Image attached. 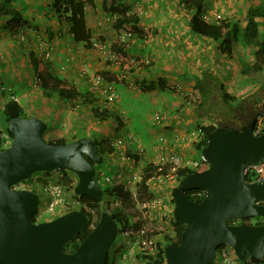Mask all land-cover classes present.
<instances>
[{
    "label": "water",
    "instance_id": "obj_1",
    "mask_svg": "<svg viewBox=\"0 0 264 264\" xmlns=\"http://www.w3.org/2000/svg\"><path fill=\"white\" fill-rule=\"evenodd\" d=\"M258 114L232 126L218 125L201 149L207 167L185 173L171 189L173 218L185 226L177 243L163 247L164 262L144 264H211L218 246L233 248L239 259L264 256V223L230 224L227 220L264 217V182L251 183L247 168L264 156V130L254 133ZM11 144L1 148L0 135V264H106L118 226L106 212L72 251L65 243L81 232L88 221L80 210H71L51 220L33 222L38 195L29 190H12L11 185L37 171L63 168L77 176L76 195L96 201L103 190L95 179L94 164L102 155L93 140L83 136L64 144L48 143L47 124L36 116H15L7 121ZM94 163V164H92ZM192 189L204 190L196 201L186 196Z\"/></svg>",
    "mask_w": 264,
    "mask_h": 264
},
{
    "label": "crops",
    "instance_id": "obj_2",
    "mask_svg": "<svg viewBox=\"0 0 264 264\" xmlns=\"http://www.w3.org/2000/svg\"><path fill=\"white\" fill-rule=\"evenodd\" d=\"M9 1L14 2L15 10L21 8V18L27 19L26 23L21 21L12 28L16 30L20 27L28 28L29 32L26 34L28 40L26 41L30 47L25 48L27 54L31 52L33 57L37 58L39 53L37 46L40 42H46L51 47L49 63L52 70L54 71L57 66L55 62H57L59 66L56 69L59 68L60 72L55 71L61 73L59 75L68 81L77 79L76 73L80 65L94 69L93 71H101L110 82L114 83V89H116L119 98V101L117 102L116 99L115 102L117 114H114L119 121L124 123L122 127L119 126V131H133V134H138L140 144L150 143L151 138L146 128L148 124L152 126L153 122L152 117L150 119L147 117V110L156 107L157 111L154 112H159L164 117L165 127H168L166 129L168 139L174 144V147L187 157L198 156L191 144H186L184 138L192 130L190 126L194 119L193 113L196 106L193 103V106L185 107L183 94L192 91L196 80L202 74L215 77L218 83L223 84V89L228 86L230 93L226 92L232 96L230 99L233 100L240 96V101L247 102L246 107H248V103H251L249 106L251 109L263 107L264 63L256 72H254L255 69H251L255 59L254 52L258 47L256 44L246 41L242 33L249 11L255 9L259 11V14L254 17L257 25V38L264 39V0H205L204 12L209 14L211 20L218 13L221 17L218 24L226 23L227 26H233L235 32L240 34L234 42L228 44V54L219 50V41L201 36L190 29L188 18L193 11L182 8L181 0H141L146 7V13L139 20V26L140 28H144V25L151 27L154 34L151 33L148 41H132L133 47L130 54H148L151 64L148 67L142 65L133 68L129 74L123 71L119 72L120 65L109 66L103 58L100 61L95 52L90 58L87 52L89 49L72 40L70 33L66 31V23L62 22L54 13L52 0ZM101 1L94 0V8L86 10V22L92 36L96 34L94 30L99 28L97 34H100L102 39L113 42L114 29L103 25L99 20L97 21L96 14L90 15V10L91 12L98 10ZM0 2L2 1L0 0ZM17 4H21V6ZM11 7L13 6L11 5L9 8ZM4 20L5 16H0V61L4 69L7 65V58L12 55L9 61L12 67L8 65L7 67L14 71V73H8L10 83L7 84V90L11 88L15 92L18 103L23 107L27 116L39 117L47 124L46 133L54 132L62 127L74 130L75 122L73 120L78 115L75 113L78 109H73L56 95L44 96L36 89V86L27 85L29 82L25 74H16L20 70L14 67L15 63L11 61H14L15 56L18 57L19 52L24 51V48L21 49L14 44L11 31L3 28ZM94 24H97L98 28H95ZM74 51L78 52L73 53ZM82 53L85 54V57H82ZM24 62L26 63L25 59ZM28 62L31 66L32 61L28 59ZM31 68L34 71L32 66ZM234 69L235 71L240 70V78L235 79L231 74ZM119 73L123 76L121 81L117 80ZM139 83L152 84L153 87L142 91L138 87ZM256 96H260L256 104L261 101V107L252 104L253 97ZM29 108L33 111L32 113L31 110H28ZM79 111L81 110L79 109ZM79 117L83 118L80 115ZM172 131L176 132L179 137L176 143L172 139ZM81 135L86 134H78L76 137ZM86 136L96 139L95 135ZM151 154H153L152 151ZM110 165L108 163L107 167ZM118 173L120 178L123 177L121 170Z\"/></svg>",
    "mask_w": 264,
    "mask_h": 264
},
{
    "label": "built area",
    "instance_id": "obj_3",
    "mask_svg": "<svg viewBox=\"0 0 264 264\" xmlns=\"http://www.w3.org/2000/svg\"><path fill=\"white\" fill-rule=\"evenodd\" d=\"M142 3L138 1L132 4V9H127V14H135L142 18L146 10L142 8ZM131 7V8H132ZM116 15L106 14L104 21L110 22ZM201 19L204 22H211V18L207 13L201 14ZM220 19V14L214 15L213 21L217 22ZM132 32L130 30H122L119 34L118 41L120 43L127 42L131 39ZM24 37L20 36L19 40L23 41ZM150 35L145 34L144 40H149ZM91 48L100 54H104V60H110L113 63H118L119 57L110 49V44L100 39L91 40ZM39 51L42 53L43 58L48 59L50 57V49L46 44H39ZM125 63L129 67L135 68L138 64H148L150 59L148 56L143 55L137 58L136 56H123ZM82 75L87 76L91 83V88L96 89L102 84V77L100 75H88L82 69ZM83 77V76H82ZM107 94L106 103H112L117 94L112 89L110 83L106 84ZM187 94H184L185 107L190 106L189 99H185ZM153 124L155 126H162L163 121L158 113L154 114ZM261 127L264 128V123L258 122L254 128V133L260 132ZM197 130H192L187 133L184 138L186 144L194 142L195 137L198 135ZM157 147L154 148L155 160L153 162L156 167L149 171L148 176L142 181V176L139 172L132 171L123 180L118 181L117 178L109 176L103 172L98 173L97 182L106 184L112 188L116 184L122 186V190H128L130 192V198L134 202L135 212L137 214L136 224L129 219L125 226H119L116 238L111 245V251L109 250L108 262L109 264H144V261L156 258L160 252V248L163 249V242L159 239V231L163 229V225L166 222L171 221L169 214V205L167 203L166 194L163 192L166 186L170 188L175 184L177 171L179 169L188 168L192 170H199L207 166L206 159L199 154L197 157H187L182 155L174 144L166 137L163 131L157 134ZM174 143L179 140L177 134L173 133ZM136 141L135 137L131 133H127L125 139L123 137H117L114 146L118 148L112 152V155L118 161L132 163L126 151L123 150L125 144H132ZM11 139L4 135V144L9 145ZM65 172L60 169H54L52 171H40L32 174L26 180L14 183L11 186L12 190L30 189L38 193L41 196V205L39 206L36 219H42L47 214L51 213L55 206L58 205L61 209H72L84 206L83 203L76 197L70 198V187L73 182L63 183ZM247 181L251 183L264 182V156L257 163L250 165L246 170ZM253 178H250V177ZM143 182L147 187V192L143 195L139 191H136L137 185ZM112 185V186H111ZM139 188V187H138ZM104 194L103 202L106 206H113L120 203L121 198L117 194L109 193ZM203 192L198 190L192 193L194 196H202ZM256 204L264 205V197L255 201ZM241 219H231V224H236ZM236 222V223H235ZM153 224L157 226L153 227ZM139 251L142 261L137 263L134 257ZM212 264H264V257L259 261L252 260L251 257L241 260L236 255L235 251L227 245H223L217 249L216 255Z\"/></svg>",
    "mask_w": 264,
    "mask_h": 264
},
{
    "label": "trees",
    "instance_id": "obj_4",
    "mask_svg": "<svg viewBox=\"0 0 264 264\" xmlns=\"http://www.w3.org/2000/svg\"><path fill=\"white\" fill-rule=\"evenodd\" d=\"M0 2V16H5L4 20V28H7L11 31L14 26H17L19 22L23 21L24 23L27 22V19H22L21 14L18 13L17 10H15L14 2H11L9 0H1ZM11 3L13 7L6 8V5ZM181 3L184 5V8L187 10L192 9L191 16L188 18V24L190 29L201 35L212 38L214 41H219L218 48L222 53H229L228 44L234 42L240 34H237L233 28V26H227L226 23L222 24H211V23H205L200 19V13L205 10V0H181ZM94 0H52V7L54 10V13L56 16L61 20L67 22L69 25L68 32L71 35L72 40L75 43H81L83 47L89 48L91 43V35L92 32L90 31V28L87 25L86 22V10L88 8L93 9L94 8ZM101 7L107 12L114 13L116 16L112 22V26L115 29H124V30H132L134 32L133 41L139 40L142 38L143 31L139 26V17H136L132 14H127L126 9L127 5L124 2V0H102ZM259 14L258 10L251 9L248 13V19L245 27L243 28L242 36L246 41H250L258 47L257 50L254 52V62L252 63L251 69L254 70L260 69L262 64L264 63V39L259 40L257 38V25L254 20V17ZM16 29L11 31V34L15 32ZM98 38H101V35H98ZM131 41H127L124 43H120L118 39L113 41L110 45L111 50L116 52L119 55H126L130 54V51L132 50L133 45H131ZM225 51V52H224ZM226 54V55H227ZM28 57L31 59L32 67L36 69L35 72V84L36 89L39 90L44 96L49 97L51 95H56L58 98H60L62 101L68 102L73 101L72 103H82L87 104L90 106V110L92 113V116L95 120L99 122H104L108 118L111 117V113L109 111V108L105 105L103 98H97L96 94L84 90L80 91L73 83L72 81H68L67 79L63 78L61 75H57L51 68V66L48 65L47 61L44 59H41L40 57L34 58L33 54L29 52ZM140 55L137 56L139 58ZM120 68L124 70L126 73H131L133 69L132 67L129 68L127 64H124L123 62H119ZM151 64V62H149ZM148 67L149 64H138V66ZM135 67V68H136ZM203 75V74H202ZM198 77L196 80L194 87H192L191 93H189V96H186L185 99H189V101L192 103L193 100H196L197 104L202 105L203 98H202V91L206 90L210 85L207 84V80H210L211 82H215L218 84V89L220 93L221 101L224 103H227V100L230 102L229 94H227L223 89V84L218 83L215 79V77H211V75H203ZM111 79V78H109ZM140 90L144 91L145 89H151L153 87L152 84L144 85L143 83L138 84ZM264 86V84H262ZM95 103V105H93ZM258 101H255V103H252L253 106L257 105ZM93 105V106H92ZM1 119L5 122L4 129H0V133H5V135L12 137V133L7 128V121L15 116H24L26 117V112L24 111L23 107L18 103V101L7 98L6 102L3 105V108L1 109ZM253 112H257L258 116H264V107L263 110L260 111L259 108L248 110H243V113L241 114V121L239 117V121H227L220 124H213V122H209L207 124H199L196 126V130L198 131V135L195 137L194 142H192V147L195 149V151L200 152L202 147L206 144L207 136L208 134L213 131L218 125L222 124H229V125H237L244 123L246 120L249 119V117L252 115ZM254 114V113H253ZM115 124L116 127L122 126V121H119L118 117L116 116ZM195 130V129H194ZM263 130V127H261L260 131ZM84 136V135H81ZM76 137V136H75ZM72 138L70 140H64L61 138H47L45 137L46 141L48 143L52 144H64L67 142H70L76 138ZM80 137V136H79ZM91 137V136H90ZM93 143L96 147V150L103 154L105 151L107 153L111 152L112 147L108 145L106 148H103L102 144L105 143V140L103 138L97 140L93 139ZM94 164V163H92ZM95 165V164H94ZM99 166V165H98ZM96 165V167H98ZM149 167H152L149 164ZM188 170H180L179 176H183ZM247 177V176H246ZM75 185V184H74ZM103 186V185H102ZM101 186V187H102ZM112 186V185H111ZM104 190V194L113 193L120 196L122 199V205L123 207H128L132 201L129 198V193L127 191L122 190V186L119 184L114 185L112 188L110 186H104L102 187ZM142 190H145V186H141ZM197 189H192L187 192H185L186 196L190 199L199 201L201 200L202 196L200 197H193L190 194L192 192H195ZM78 199H80L84 206L80 207V210L84 212L87 217L88 221L85 226V228L79 232L76 236L72 237L69 241H67L63 247L64 250L72 251L74 250L79 242L84 238V236L92 229L90 227V224H95L98 220L100 213L103 211L101 208V204L99 201H96L92 199L91 197L87 195H77ZM172 201V199H171ZM173 202V201H172ZM91 209L93 210L91 212ZM93 214L96 216V219L92 222ZM109 215L116 221V223L119 226H125L127 224L128 215L123 213L121 209H117L115 212H109ZM34 214L31 215V220L34 219ZM133 220L134 224H136V217L135 215H132L129 217ZM249 218H245L242 221L244 223H247ZM229 221V220H228ZM259 224V221H258ZM184 224L182 222L175 221L172 218V227L175 231V237L171 240H169L172 243H177L180 233L184 228ZM221 246V245H220ZM218 246V248L220 247ZM157 263H162L164 260L163 256V249L160 248V252L157 254L156 258L153 259ZM252 260L256 261L252 258ZM106 264H109L108 262V256L106 260Z\"/></svg>",
    "mask_w": 264,
    "mask_h": 264
},
{
    "label": "rangeland",
    "instance_id": "obj_5",
    "mask_svg": "<svg viewBox=\"0 0 264 264\" xmlns=\"http://www.w3.org/2000/svg\"><path fill=\"white\" fill-rule=\"evenodd\" d=\"M17 5H20L21 6V4H17ZM10 6H11V3H9V4L6 5V7H8V8ZM181 7L183 8V5H181ZM20 9L21 8H18L17 9V11H19V13H20ZM131 9L133 10V7ZM103 13H104V11L101 8H98L97 11H92V12L90 10V15L96 14V20L97 21L98 20L99 21H102L101 23L107 26V23H104V20L102 19V14ZM95 28H98L97 27V24L95 25ZM143 29L145 31H149L150 34L152 33V35L154 34L153 31H152V29H151V27H149L147 25H144V28ZM17 31L20 32V33H22V30H20V29H18ZM94 31L96 32V34L94 35V38H96L95 36L99 32V28L98 29H95ZM28 32H29L28 31V28L26 27L25 32L22 33L24 35V37H25L26 40H28L26 38V34ZM113 36H114L113 37V40L116 41L117 40V36L115 34H113ZM106 41L109 42L108 40H106ZM15 45H16V43H15ZM18 46L21 49L24 48V51L21 50L22 52H19V56L18 57L15 56V60L14 61H11V62L12 63H15L14 64V67H16L18 70H20L16 74H19V73H22L23 75L25 74V76L27 77V80L29 82L27 85L28 86H32V83H31L30 80H31V76H32L33 70L31 68V66L29 65L28 57L26 56L27 51L25 49L28 46L27 45H24V47H21L20 45H18ZM77 52L78 51H74L73 53H77ZM87 52H88V55L90 56V58L93 57V54H95V53H96L95 55L98 54L97 52H95V51H93L91 49L88 50ZM10 57H12V55H9V58H7V65L10 66V67H12L11 64H10V62H9L11 60ZM82 57H85V54L84 53H82ZM97 57H98L97 59H100V61H102V58L104 57V54H102L101 56L100 55L99 56L97 55ZM118 57H119V59L117 60V62L118 63L119 62H123L125 64V60H123V58H121L123 56H121V57L118 56ZM24 59L26 60V63L24 62ZM103 60H104V58H103ZM104 62H108L109 64H111L114 67H117V64H118V63L117 64H114L110 60H107V61H104ZM55 64L57 66L55 67L54 71L55 70L58 71L59 68L58 69H56V68L59 65H58L57 62H55ZM7 65H6V68H4V69H2V64L0 66V87L9 84L10 83V79H9V76L10 75H8V73H14V71L12 69H10V70L8 69ZM80 67H82V68H80L79 70H77V73H76L77 74L76 75L77 79L76 80H73L72 83L76 87H78L79 89H81V87H83V89L84 88L88 89L89 84H88V81H87L86 77L85 78L82 77V76H84V75L81 74L82 69L88 75L91 74V73L92 74H101V71H93L94 69H88L86 66H85L86 67L85 68V67H83V65H80ZM256 70H257V67L254 70V72H256ZM121 71L124 72V70L120 68L119 72H121ZM58 72H60V71H58ZM57 74H61V73H57ZM231 74H233V76L235 77V79L236 78H240V70H236L235 71V69H234L231 72ZM119 76H120V73H119ZM102 79H103L104 82H108V80H107L108 77L107 76L102 77ZM207 84L210 85V86L205 91L204 90L202 91V98H203L202 105L197 104L196 100H194V104L195 105L194 104L193 105L196 106V110H194V113H193L194 119H193V122H192L190 128L192 130L193 129L196 130V126L197 125H199V124H207L209 122H213V124H220V123L227 122V121H235V122H238L239 117H241L240 115L243 113V110H245V107L247 106V102H242V100L240 101V96L239 97L237 96L233 100L230 99V97H229L230 102L227 100V103H225V102L223 103L221 101V98H220L218 84H216L215 82H211L210 83V80L209 79L207 80ZM3 89L6 90L5 88H3ZM263 90H264V88H263ZM115 91H116V89H115ZM224 91L225 92L228 91L230 93L229 87L227 86L224 89ZM0 92H3L4 93V91L1 90V89H0ZM229 93H227V94H229ZM95 94L102 95L101 92L99 93L97 91H96ZM259 98H260V96L253 97L254 100H252V102L255 103V101H257ZM116 99H117V102H118L119 101L118 95H117ZM260 100H263V99H260ZM115 102H116V100L113 102L112 106H108L107 105V107L111 111V114H113V113H116L117 114V110H116V107L117 106H116ZM79 104H80V107L77 108L78 110L75 111V113H77L78 115L75 117V120H73L75 122V125L73 126V129L74 130H71L72 128L71 129L70 128H66L65 129L64 127H62L60 129H57L54 132L46 133L45 136L47 138H61L62 137L64 140H70V139L74 138L75 136H77L78 134H86V135H95V138L96 139H100L101 136L104 134L105 143H104V146L102 144L103 148L104 147H107L108 145L113 146V141L116 140L115 134L117 133V131L114 130L116 126L114 124V121H112V117L108 118L104 122H99V121H97V120H95L93 118L92 113H91V110L89 109V107H84V106H82L81 103H79ZM250 105H251V103H248V107ZM257 105H259V106L262 105L261 104V101H259V104H257ZM263 107H264V104H263ZM263 107L262 108H259L260 111L263 110ZM79 109L82 112L79 111ZM28 110H31V109L29 108ZM154 111H157V108L156 107H153L151 110H147V112H148L147 117L149 119L152 117V113ZM32 112L33 111L31 110V113ZM81 113H82V115H81ZM79 115L82 116L83 118H80ZM4 125H5V122L3 121V119H1V113H0V127L2 128ZM123 125H124V123L122 122V126ZM57 128H58V126H57ZM118 129H119V127H118ZM162 129H168V127H157V126L153 127V126H151V124H148V126L146 128V131L148 132V134L150 135V138H151L149 144H140L139 141H138L139 140V138H138L139 135L138 134H135V136L138 138V140L136 141V144L134 145V148H135V150H138L139 153H140V155H141V159L138 160L139 161V164L138 165L140 166V169L145 165V162L146 161H149L150 160V161L154 162V160H155V156H153V154H154V148H156L157 147V144H158L156 137H157V134L159 132H161ZM164 133H165L166 137H168L167 132H164ZM126 134H127L126 131H121L118 134V137H123V139H125ZM169 135H170V133H169ZM177 150L182 155L186 156L178 148H177ZM151 151L153 152V154H151ZM107 155H108V153L105 151L104 152V156L107 157ZM104 162H105V159H104ZM110 162H112V164L110 166H108V167H107V165H105V166H99L98 167V170L99 171H102V172H105L109 176H111V173H112V176L113 177L117 176V174H119L118 172L120 170L122 172H126L127 173V170L123 166H121L117 162V160L110 159V160H108V163H110ZM250 178H253V177L251 176ZM163 192L166 194V197L168 198L169 195H170V187L169 186H166L165 189L163 190ZM69 196H71V195H69ZM167 203H169L170 207L173 208V205L170 204V200L168 201V199H167ZM117 209H121L123 211V213H125L127 215L128 214H130V215L133 214V207L132 206H130L128 208H124L123 207V208H117ZM117 209H115V207L110 208V210L112 212L116 211ZM48 218H50V217H48ZM95 219H96V216L93 214L92 222ZM42 220H44V219H40V221H42ZM260 220H261V217L260 216H253V217L250 218V222H256V221H260ZM162 225H163V229L160 232L161 233H166L167 235H171L172 236V232L170 230L169 223L166 222V223H164ZM154 226H157V224H153V227ZM159 239H160V237H159ZM163 240H166V238L165 239L163 238ZM110 251H111V248H110ZM134 260L137 263H140L142 261V258L140 256L139 251L137 252V255L134 257Z\"/></svg>",
    "mask_w": 264,
    "mask_h": 264
},
{
    "label": "clouds",
    "instance_id": "obj_6",
    "mask_svg": "<svg viewBox=\"0 0 264 264\" xmlns=\"http://www.w3.org/2000/svg\"><path fill=\"white\" fill-rule=\"evenodd\" d=\"M130 1H132V2H130ZM136 1H138V2H140V3H142L141 2V0H136ZM135 0H124V2L126 3V5H127V9H131V7H132V4L134 3V2H136ZM102 2V1H101ZM142 5H143V3H142ZM181 5H183L182 3H181ZM99 8H101L102 9V7L101 6H99ZM142 8H144L145 10H146V7L143 5L142 6ZM183 8H184V5H183ZM126 9V10H127ZM103 11H104V13L102 14V19L104 20V16L106 15V14H114V13H110V12H107V11H105L104 9H102ZM202 13H205L204 11H202L201 13H200V16H201V14ZM130 14H132V13H130ZM115 15V14H114ZM132 15H135V14H132ZM209 15V14H208ZM136 17H138L137 15H135ZM145 16V15H144ZM143 16V17H144ZM142 17V18H143ZM140 18V17H139ZM142 18H140V20L142 19ZM200 19H201V17H200ZM220 19H221V17H220ZM220 19L217 21V22H214L213 20H211V22H205V23H211V24H218L219 23V21H220ZM113 20L114 19H111V21L110 22H106V21H104V23H107V26L109 27V28H111V29H114V31H115V34H116V36H117V39H118V37H119V34L121 33V31L122 30H124V29H115L113 26H112V22H113ZM202 20V19H201ZM203 21V20H202ZM62 22H64V23H66V31L68 32V27H69V25L67 24V22H65V21H62ZM102 22V21H101ZM110 24V25H109ZM139 24H140V21H139ZM104 25V24H103ZM4 28V27H3ZM24 28H26V27H20L19 29L20 30H22V33H24L25 31H24ZM142 29V31H143V37L140 39L142 42H144V41H148V40H144V36H145V34H149L150 35V37H151V34H150V32L149 31H145L143 28H141ZM12 30H14V29H11V31ZM18 30V29H17ZM15 31V32H13L12 33V36H13V42H14V44L16 43V45H20L21 47H24V45H27L26 47L27 48H29L30 46L27 44V41H26V39H25V37H24V35L22 34V33H20V32H18V31ZM91 31V30H90ZM131 32H132V36H131V39L129 40V41H133L132 39H133V36H134V32L132 31V30H130ZM98 35L99 34H97L95 37L96 38H94V35L91 37V40L92 39H100V40H103V41H106V40H104V39H101V38H98ZM20 36H23L24 37V39H23V41H20L19 40V37ZM107 42V41H106ZM116 42V41H115ZM108 44H110L111 45V43L112 42H107ZM40 44H46L48 47H49V49L51 48L46 42H40ZM39 46V45H38ZM38 46H37V51L39 52L38 53V56L37 57H40L41 59H44L45 61H47V63H48V65L50 66V63H49V60L51 59V50H50V57L48 58V59H45V58H43V56H42V53L39 51V49H38ZM87 49H91V50H93L92 48H91V43H90V47L89 48H87ZM110 49H111V47H110ZM93 51H95V50H93ZM113 51V50H112ZM96 52V51H95ZM114 52V51H113ZM98 53V55H102V54H100L99 52H97ZM117 56H127L128 54H126V55H119V54H117L116 52H114ZM143 55H146V56H148V54H143ZM143 55H140V56H143ZM26 56H28L27 54H26ZM129 56H138V55H135V54H129ZM149 57V56H148ZM28 59H30L29 57H28ZM150 59V58H149ZM30 61H31V59H30ZM105 61V60H104ZM149 62H151V60L149 61ZM0 63H1V61H0ZM106 63H108V62H106ZM114 64H117L116 62L114 63ZM119 64V63H118ZM117 64V66H119ZM126 64V63H125ZM149 65H150V63H148ZM108 65L109 66H112L111 64H109L108 63ZM0 66H1V64H0ZM32 66V65H31ZM84 67V66H83ZM80 68H82V67H79V69ZM130 68V67H129ZM133 68V67H132ZM2 69H3V67H2ZM34 69V68H33ZM78 69V70H79ZM61 70V69H60ZM34 72H36L35 71V69H34V71H33V73H32V76H31V83H32V86H36V84H35V74H34ZM89 75H92V73L91 74H89ZM93 75H102L101 77H104V75L101 73V74H93ZM84 78L86 77V79H87V81H88V84H89V86H88V89H86V88H84L83 90H81V89H79L78 87V89L80 90V91H84V90H88V91H91V92H93V93H96V91L97 92H101L102 93V95H99V94H96V96H97V98H103V100H104V103H105V105L107 106H112V104H113V102L116 100V98L114 99V101L112 102V103H106V101H105V98H106V94H107V90L105 89L106 88V84L107 83H110V85L112 86V89L115 91V89H114V83L112 84V82H110L108 79V82H104L103 81V79H102V84L98 87V88H96V89H93V88H91V83H90V81L88 80V77L87 76H83ZM117 80H119V81H121V80H123V76H118V79ZM3 88H5L6 90H4ZM0 89L1 90H3L4 91V93L3 92H0V111H1V109L3 108V105H4V103L6 102V99L7 98H11V99H14V100H16V101H18V98H17V96L15 95V92H13L12 90H11V88H9L8 90H7V85H4V86H1L0 87ZM116 92V91H115ZM3 93V94H2ZM189 93H191V91L190 92H187V93H184V94H187L186 96H189ZM116 94H117V92H116ZM184 94H183V104H184ZM117 97V96H116ZM73 101H68V102H66L67 104H69V106H71L73 109H77V108H79L80 107V104L79 103H72ZM194 103V100H193V102L190 104V106L192 105ZM82 104V103H81ZM95 104V103H94ZM93 104V105H94ZM92 105V106H93ZM82 106H84V107H90V106H88L87 104H82ZM109 111H110V109H109ZM1 113V112H0ZM110 113H111V111H110ZM155 113H158V114H160L159 112H154L153 113V116H152V122H153V117H154V114ZM257 113V112H256ZM114 114L115 113H113V114H111V117H112V121H114V124H115V118H116V116H114ZM258 114V113H257ZM27 115V114H26ZM254 115V114H253ZM160 116H161V114H160ZM26 117H29V116H26ZM39 118V117H38ZM161 120L163 121L164 120V117H162L161 116ZM258 122H262V123H264V116H257V120H256V123H255V126L258 124ZM115 126H116V124H115ZM152 126L153 127H155V125L152 123ZM255 126H254V128H255ZM4 127V126H3ZM1 128L0 127V129L1 130H3L4 128ZM157 127H165V122L163 121V125L162 126H157ZM118 128L117 127H115V129L114 130H116L117 131V133L115 134V138H117L118 137V134L121 132V131H119V129L117 130ZM194 130V129H193ZM263 130H264V128H263ZM262 130V131H263ZM122 131H126V130H122ZM161 131H163V132H167L166 131V129H162ZM192 131V130H191ZM262 131H260V132H262ZM46 130H45V132H44V138L46 137L45 135H46ZM127 133H131L134 137H135V139H136V141L138 140V138L135 136V134H133L132 132H129V131H126ZM173 132V131H172ZM259 132V133H260ZM173 133H175V134H177L176 132H173ZM190 132H188V134H189ZM0 135H1V148H5V147H7V146H9L10 144H11V142H10V144L9 145H5L4 144V135H5V133H0ZM7 136V135H6ZM84 136H86V135H84ZM9 137V136H8ZM80 137H83V136H80ZM80 137H75L76 139L77 138H80ZM86 137H90V136H86ZM10 139H11V141H12V137H9ZM91 138V137H90ZM101 138H103V139H105V137H104V134L102 135V137ZM100 138V139H101ZM168 138V137H167ZM46 139V138H45ZM92 139V138H91ZM75 140V139H74ZM108 141V140H107ZM136 141L134 142V143H132V144H125V147L123 148V150H125L126 151V154H127V156L130 158V159H132L133 160V162L132 163H127V162H121V161H118L116 158H115V156H113L112 155V152H114L115 150H118V148H116L115 146H114V142L115 141H113V146H111L112 147V150H111V152H109L108 153V155H107V157L106 156H104V153L103 154H101L102 155V157H103V161H102V163L101 164H95L94 165V167H95V179H96V182H97V179H98V173L99 172H102V171H99L98 170V167L99 166H105V165H107L108 164V160H110V159H115V160H117V162L121 165V166H126V167H124L126 170H127V173L126 172H123V177H121L120 178V175L119 174H117V176H115L114 178H117L118 179V181H121V180H123L126 176H128L132 171H135V172H139L140 173V175L142 176V181L148 176V172L149 171H151V170H153L155 167H156V165H154L153 164V162L152 161H146L145 162V165L140 169V166L138 165L139 164V161L138 160H140L141 159V155H140V153H139V151L138 150H135V148H134V145L136 144ZM191 145H192V143H191ZM103 146H104V144H103ZM104 148H106V147H104ZM197 152V151H196ZM198 153V155L199 154H201V152H197ZM202 155V154H201ZM104 159H105V162H104ZM109 164H112V162H110ZM149 164L152 166V167H149ZM96 165L98 166V167H96ZM207 167V166H206ZM205 167V168H206ZM56 169H60V170H63L64 172H65V175H64V178L62 179V182L63 183H67V182H73V184H72V186L70 187V194L69 195H71V196H69L70 198H73V197H76L77 195L74 193V191H73V189H74V184H76V182H77V176L73 173V172H71V171H69V170H67V169H63V168H56ZM183 169H185V170H188V172H190V171H198V170H192V169H188V168H183ZM183 169H179L178 171H177V176H176V181H175V184L170 188V195H169V199H168V201L170 200V204L171 205H173V202L171 201V199H172V197H171V189L174 187V186H176L177 184H178V181H179V179L182 177V176H179V172H180V170H183ZM202 169H204V168H201V169H199V170H202ZM54 170V169H53ZM37 172H40V171H37ZM47 172V171H46ZM34 173H36V172H34ZM34 173H32V174H34ZM103 173H105V172H103ZM187 173V172H186ZM31 174V175H32ZM106 174V173H105ZM30 175V176H31ZM29 176V177H30ZM111 176H112V173H111ZM29 177H27V178H29ZM113 177V176H112ZM245 177H246V171H245ZM26 178V179H27ZM75 178V179H74ZM26 179H24V180H26ZM246 179H247V177H246ZM21 181H23V180H21ZM141 181V183L140 184H138L137 185V188H136V191H139L140 192V194H145L148 190H147V187L143 184V182ZM20 182V181H19ZM17 183V182H16ZM261 183V182H260ZM97 184L101 187L102 185L104 186V184H101V183H98L97 182ZM106 185V184H105ZM120 185V184H119ZM145 186V190H142L141 189V186ZM12 186V185H11ZM102 186V187H103ZM107 186V185H106ZM101 187V188H102ZM139 187V188H138ZM23 190H29V191H33V190H30V189H23ZM102 190H103V188H102ZM198 190H200V191H202L203 192V194H202V197L204 196V190H202V189H197L196 191H198ZM128 193H129V198H130V192L128 191V190H126ZM33 192H35V191H33ZM37 195H38V193L37 192H35ZM193 193V192H192ZM192 193L190 194L191 196H193V197H198V196H194V195H192ZM200 197V196H199ZM77 198V197H76ZM103 198H104V190H103V194H102V199L99 201L100 202V204H101V208L103 209V211H106L108 214H109V212H112L111 210H110V208H112V207H115V209H117V208H123V205H122V199L123 198H121V201H120V203L119 204H117V205H113V206H106L105 204H104V202H103ZM38 199H39V202H38V205H37V207H36V209H35V211L33 212V214H34V220H33V222H36V221H38V222H42V221H47V220H51V219H53V218H55V217H57V216H59V215H61V214H64V213H66V212H69V211H71V210H80V207H83V206H80L79 208H72V209H61L58 205H56L55 206V208H54V210L51 212V213H49V214H47L45 217H43L42 219H44V220H42V221H40V219H36V213H37V210H38V208H39V206L41 205V201H42V199H41V196H39L38 195ZM78 199V198H77ZM80 200V199H79ZM130 200L132 201V199L130 198ZM81 201V200H80ZM82 202V201H81ZM83 203V202H82ZM254 203H255V201H254ZM256 204V203H255ZM84 205V204H83ZM168 205H169V203H168ZM261 205V204H260ZM130 206H132L133 207V214H128V219H127V221L130 219L129 217H131L132 215H135V217H136V221H137V214H136V212H135V205H134V202L132 201V203L128 206V207H130ZM128 207H124V208H128ZM81 211V210H80ZM93 210L91 209V212H92ZM102 211V212H103ZM115 212V211H114ZM32 214V215H33ZM169 214H170V216H171V221L169 222V227H170V230H171V232H172V236L171 235H167L166 233H161L160 231H159V235H158V237H160V240L163 242V238L165 239V238H174L175 237V231L173 230V227H172V218H173V208L172 207H170V205H169ZM48 217H50V218H48ZM261 217V220L259 221V224H261V223H264V217H262V216H260ZM174 219V218H173ZM243 219H245V218H241V223H240V221H239V223H236V224H243L244 222L242 221ZM250 219V218H249ZM132 220V219H131ZM231 220V219H230ZM229 220V221H230ZM133 221V220H132ZM128 223V222H127ZM227 223H230V222H228V220H227ZM231 224V223H230ZM244 224H250L249 222H247V223H244ZM258 224V223H257ZM94 226V224L93 223H91L90 224V227L92 228ZM117 226H118V229H119V225L117 224ZM162 231V230H161ZM118 233V232H117ZM116 238V237H115ZM115 240V239H114ZM114 242V241H113ZM113 244V243H112ZM111 244V245H112ZM166 243H164L163 242V247H164V245H165ZM221 246H223V245H221ZM220 246V247H221ZM228 246V245H227ZM110 248H111V246H110ZM110 248H109V250H110ZM217 249H218V247H217ZM217 249H216V252H217ZM233 249V248H232ZM65 251H67V250H65ZM216 252H215V255H216ZM108 254H109V251H108ZM108 256V255H107ZM163 256H164V250H163ZM215 257V256H214ZM248 257V256H247ZM249 257H251V256H249ZM264 257V256H263ZM251 258H253V257H251ZM214 259V258H213ZM253 259H255V258H253ZM107 260V259H106ZM256 261H259V260H257V259H255ZM261 260V259H260ZM145 262V261H144ZM153 262H155L154 260H153ZM163 262H164V260H163ZM162 262V263H163ZM212 262H213V260H212ZM212 262H211V264H212Z\"/></svg>",
    "mask_w": 264,
    "mask_h": 264
},
{
    "label": "flooded vegetation",
    "instance_id": "obj_7",
    "mask_svg": "<svg viewBox=\"0 0 264 264\" xmlns=\"http://www.w3.org/2000/svg\"><path fill=\"white\" fill-rule=\"evenodd\" d=\"M249 109V107H245V110H248ZM254 114L256 113V112H253ZM253 113H252V115L249 117V119L253 116ZM240 116H242V115H240ZM248 119V120H249ZM239 121V120H238ZM240 121H241V117H240ZM247 121V120H246ZM245 121V122H246ZM234 126H240V124L238 123L237 125H234ZM35 221V220H34ZM36 222H38V221H36ZM228 222H230V221H228ZM248 222L250 223V224H257L258 223V221H256V222H250V219L248 220ZM236 223V222H235ZM237 223H239V222H237ZM240 223H241V221H240ZM171 239H173V238H166V240H163V242L164 243H169L170 241L169 240H171ZM170 243H172V242H170ZM232 248V247H231Z\"/></svg>",
    "mask_w": 264,
    "mask_h": 264
}]
</instances>
